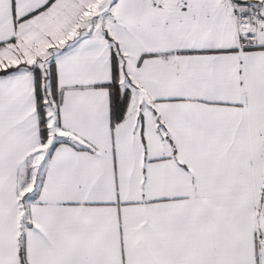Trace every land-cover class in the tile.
I'll return each instance as SVG.
<instances>
[{
	"label": "snow or ice",
	"instance_id": "snow-or-ice-1",
	"mask_svg": "<svg viewBox=\"0 0 264 264\" xmlns=\"http://www.w3.org/2000/svg\"><path fill=\"white\" fill-rule=\"evenodd\" d=\"M0 264H264V0H0Z\"/></svg>",
	"mask_w": 264,
	"mask_h": 264
}]
</instances>
